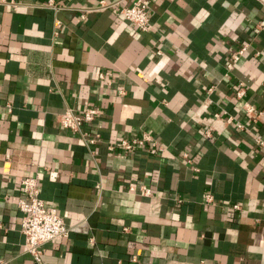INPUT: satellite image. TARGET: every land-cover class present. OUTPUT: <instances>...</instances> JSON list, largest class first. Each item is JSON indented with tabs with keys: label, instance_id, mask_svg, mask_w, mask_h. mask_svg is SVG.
I'll use <instances>...</instances> for the list:
<instances>
[{
	"label": "crops",
	"instance_id": "obj_1",
	"mask_svg": "<svg viewBox=\"0 0 264 264\" xmlns=\"http://www.w3.org/2000/svg\"><path fill=\"white\" fill-rule=\"evenodd\" d=\"M15 2H0V258L39 264L18 205L35 174L68 227L42 264H264V0H150L148 29L99 0ZM92 106L94 142L57 120ZM141 130L163 150L108 148Z\"/></svg>",
	"mask_w": 264,
	"mask_h": 264
},
{
	"label": "built area",
	"instance_id": "obj_2",
	"mask_svg": "<svg viewBox=\"0 0 264 264\" xmlns=\"http://www.w3.org/2000/svg\"><path fill=\"white\" fill-rule=\"evenodd\" d=\"M149 1L150 0H132L128 4L119 5L118 0H99V7H111L117 13L121 14L125 19L133 22L141 29H148L151 27L149 21ZM0 2L16 3L15 0H0ZM117 5V6H116ZM116 6V7H115ZM258 26H264V18L258 21ZM245 46L243 45L237 54L233 56V61L228 62L227 66L232 67L233 62L237 60L240 52L243 51ZM99 78L105 77V72L98 73ZM237 96H242L244 93L243 83L240 82L235 90ZM10 109V105L8 104ZM244 108L248 113H253L255 108L253 104L245 101ZM261 112V111H259ZM99 110L96 107H86L80 112H75L72 108L68 107L63 112L57 114L58 122L64 126L81 132L83 139L88 142H94L98 137L96 135H88L86 132L81 131V125L84 122L91 121ZM218 115V113H216ZM241 126V124H239ZM150 152H160L163 150L164 145L157 139L154 134L148 130H141L138 133L130 137H120L117 140L108 142L109 149H115L116 147L122 150H134L137 147L146 146ZM183 157L191 162L192 158L187 151L182 152ZM21 190L23 196L18 198V205L24 212L21 225L24 234V249L29 252L34 260L39 264L43 263L42 244L45 241L64 237L68 234V227L65 223L64 216L58 212L55 206L47 204L43 198L39 195L38 177L35 174H28L20 179ZM143 193L149 192L148 186L141 187ZM207 200L212 199V195L207 193L205 195ZM234 208L238 207V204H233ZM0 264H8L7 260L0 258Z\"/></svg>",
	"mask_w": 264,
	"mask_h": 264
}]
</instances>
